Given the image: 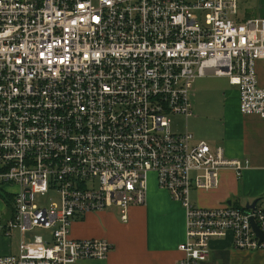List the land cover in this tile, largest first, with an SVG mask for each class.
Instances as JSON below:
<instances>
[{
	"label": "built area",
	"instance_id": "obj_1",
	"mask_svg": "<svg viewBox=\"0 0 264 264\" xmlns=\"http://www.w3.org/2000/svg\"><path fill=\"white\" fill-rule=\"evenodd\" d=\"M240 0H0V192L11 196L5 234L41 229L0 264L103 260L112 244L73 238L70 226L110 208L120 221L146 201L147 176L185 211L184 258L208 257L214 238L264 248V209L193 205L190 192L237 176L247 158L166 131L169 116L192 115L198 77L226 76L239 111L264 117V16L240 14ZM246 1V0H244ZM56 191L47 207L36 194Z\"/></svg>",
	"mask_w": 264,
	"mask_h": 264
},
{
	"label": "crops",
	"instance_id": "obj_2",
	"mask_svg": "<svg viewBox=\"0 0 264 264\" xmlns=\"http://www.w3.org/2000/svg\"><path fill=\"white\" fill-rule=\"evenodd\" d=\"M252 14L264 16V5L257 2ZM257 75L264 88L261 65H258ZM187 121L184 130L193 132L194 141L199 140L197 133L206 125V141L212 148L220 146L229 158L249 160V166L240 176L231 169H223L215 188L193 189L198 194L193 205L246 208L256 200L255 205L264 209V117L243 115L239 111L237 87L230 85L226 76L207 75L198 77L193 83L192 115ZM148 188L149 185L145 203L128 208L126 222L120 221L117 212L109 211L87 213L79 217L82 218L80 222H72L70 234L73 238H103L112 244L105 259L77 264H176L184 258L178 249L185 241L184 208L157 184L150 191ZM0 200V218L11 217V196H0ZM27 233L30 232L20 234L13 230L5 234L0 228V255L16 254L21 241L29 238L25 236ZM49 240L47 236L40 242ZM195 264H264V248L241 250L233 247L230 235L214 238L207 259Z\"/></svg>",
	"mask_w": 264,
	"mask_h": 264
},
{
	"label": "rangeland",
	"instance_id": "obj_3",
	"mask_svg": "<svg viewBox=\"0 0 264 264\" xmlns=\"http://www.w3.org/2000/svg\"><path fill=\"white\" fill-rule=\"evenodd\" d=\"M257 2L264 5V0H246V1L240 0L239 1L240 14H245V12L250 11L251 12L250 15H253L252 14L253 9L256 8ZM259 13H262V12L259 11ZM256 15H258V14H256ZM221 87H223V86H221ZM205 105H206V98L204 100V106ZM203 113L206 114V112L204 110H203ZM168 120H169V126L167 127L166 131L169 133H179V132L185 131L184 130L185 125H187V123L189 121V120L187 121V118L185 119V117L181 116V115H171V116H169ZM205 124H206V122H205ZM197 134H198L197 136L199 137V140L204 139L206 141V125H203V127L201 128V130ZM154 183H155L154 174L149 173L147 176V185H149V188H148L149 191L151 189H153V186L156 184V183L155 184ZM190 199H191V201L197 200L198 199L197 192L191 191L190 192ZM58 200H59V194L56 191H50L48 193L35 195V202L42 207H47L51 201L57 202ZM0 203H1V200H0ZM106 211L113 212V213L117 212V210L114 207L110 208ZM81 219L82 218L78 217L75 220H76V222H80ZM25 236L29 237L33 241H41V240L45 239V237L48 236V232L45 230H41V229H35L32 232L27 233Z\"/></svg>",
	"mask_w": 264,
	"mask_h": 264
},
{
	"label": "water",
	"instance_id": "obj_4",
	"mask_svg": "<svg viewBox=\"0 0 264 264\" xmlns=\"http://www.w3.org/2000/svg\"><path fill=\"white\" fill-rule=\"evenodd\" d=\"M255 204H256V200L252 201V203H250V204H247L246 208L247 209H251V208H253L255 206ZM251 224H252L253 230L255 231L256 235L260 238V241H262L263 240V236H264L263 231L260 230L257 227V225H256L254 220H251Z\"/></svg>",
	"mask_w": 264,
	"mask_h": 264
},
{
	"label": "trees",
	"instance_id": "obj_5",
	"mask_svg": "<svg viewBox=\"0 0 264 264\" xmlns=\"http://www.w3.org/2000/svg\"><path fill=\"white\" fill-rule=\"evenodd\" d=\"M0 196H2V198L4 197V194H2L1 192H0ZM8 199H10V198H8Z\"/></svg>",
	"mask_w": 264,
	"mask_h": 264
}]
</instances>
